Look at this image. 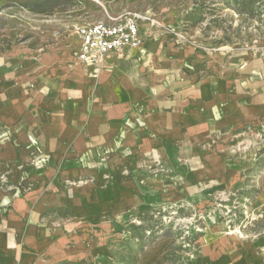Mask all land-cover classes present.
I'll return each mask as SVG.
<instances>
[{
  "label": "crops",
  "instance_id": "obj_1",
  "mask_svg": "<svg viewBox=\"0 0 264 264\" xmlns=\"http://www.w3.org/2000/svg\"><path fill=\"white\" fill-rule=\"evenodd\" d=\"M146 24L138 49L97 72L78 61V26L60 35L68 50L0 51V264H93L109 216L161 195L160 180H143L155 164L188 173L190 188L256 165L255 140L239 152L233 144L264 129V68L196 70L202 56L164 51ZM253 199L264 207V184ZM230 264H264V254Z\"/></svg>",
  "mask_w": 264,
  "mask_h": 264
},
{
  "label": "rangeland",
  "instance_id": "obj_2",
  "mask_svg": "<svg viewBox=\"0 0 264 264\" xmlns=\"http://www.w3.org/2000/svg\"><path fill=\"white\" fill-rule=\"evenodd\" d=\"M29 1L42 0H0V51L22 43L68 50L60 35L68 37L76 26L141 14L148 17L145 33L164 51L192 50L203 57L196 70L206 63L251 64L255 76L264 68V0L251 6L249 0H72L44 14L30 11ZM244 6L256 15H239ZM253 140L262 150L250 172H209L192 188L188 173L177 166L172 171L162 164L148 168L143 180H160L161 195L109 216V234L95 235L104 240V249L94 244L93 264H230L240 256L264 254V207L253 199L264 184V129L236 139L233 150ZM239 179L245 185L237 181L233 186ZM252 182L260 186L248 187ZM245 199L251 200L247 208Z\"/></svg>",
  "mask_w": 264,
  "mask_h": 264
},
{
  "label": "built area",
  "instance_id": "obj_3",
  "mask_svg": "<svg viewBox=\"0 0 264 264\" xmlns=\"http://www.w3.org/2000/svg\"><path fill=\"white\" fill-rule=\"evenodd\" d=\"M147 20L148 17L141 14H130L110 22L78 26L75 29L81 39L76 53L78 61L93 67L97 72L111 55L138 49L142 44L139 22ZM7 184V177L0 172V189L5 188ZM245 202L247 208L251 201L245 199Z\"/></svg>",
  "mask_w": 264,
  "mask_h": 264
},
{
  "label": "trees",
  "instance_id": "obj_4",
  "mask_svg": "<svg viewBox=\"0 0 264 264\" xmlns=\"http://www.w3.org/2000/svg\"><path fill=\"white\" fill-rule=\"evenodd\" d=\"M72 0H42V1H29L25 5L27 8H29L30 11L37 13V14H44L48 10H53L57 7H61L64 4H67L71 2ZM258 0H249V6L253 5L254 3H257ZM245 2V1H243ZM247 3V2H246ZM239 15L246 14L250 17H254L256 15L254 10L248 11L246 9V6L239 9L238 12Z\"/></svg>",
  "mask_w": 264,
  "mask_h": 264
}]
</instances>
